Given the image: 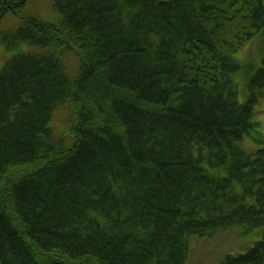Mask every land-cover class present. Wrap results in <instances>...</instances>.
Instances as JSON below:
<instances>
[{
    "label": "trees",
    "instance_id": "1",
    "mask_svg": "<svg viewBox=\"0 0 264 264\" xmlns=\"http://www.w3.org/2000/svg\"><path fill=\"white\" fill-rule=\"evenodd\" d=\"M28 1L0 0V264H186L264 227V0ZM221 264H264V230Z\"/></svg>",
    "mask_w": 264,
    "mask_h": 264
},
{
    "label": "rangeland",
    "instance_id": "2",
    "mask_svg": "<svg viewBox=\"0 0 264 264\" xmlns=\"http://www.w3.org/2000/svg\"><path fill=\"white\" fill-rule=\"evenodd\" d=\"M51 0H29L23 8V12L37 14L42 17L55 18L50 7ZM19 23L18 16L7 13L0 20V29L15 26ZM3 50L0 47V64L2 62ZM236 60L240 63L247 62L249 59H259L258 36L253 37L246 42L234 54ZM243 93L240 92V100ZM62 113L58 112L54 116V124H63L60 120ZM256 119L260 122V130L264 134V93L260 96L255 105ZM64 121V120H63ZM59 129L63 127H58ZM57 128V129H58ZM237 143L246 151H252L257 144L247 135ZM264 227L260 226L251 232H244L240 226H234L229 229H222L213 232L211 235L198 236L193 235L189 243V255L186 264H221L226 255H235L245 251L263 235Z\"/></svg>",
    "mask_w": 264,
    "mask_h": 264
}]
</instances>
